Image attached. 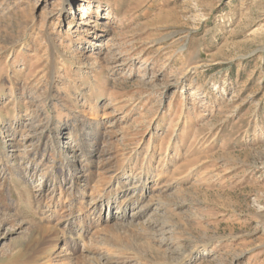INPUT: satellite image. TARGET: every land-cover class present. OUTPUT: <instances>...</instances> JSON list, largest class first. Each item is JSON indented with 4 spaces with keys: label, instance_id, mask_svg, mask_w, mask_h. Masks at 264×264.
I'll return each instance as SVG.
<instances>
[{
    "label": "rangeland",
    "instance_id": "374dc122",
    "mask_svg": "<svg viewBox=\"0 0 264 264\" xmlns=\"http://www.w3.org/2000/svg\"><path fill=\"white\" fill-rule=\"evenodd\" d=\"M0 264H264V0H0Z\"/></svg>",
    "mask_w": 264,
    "mask_h": 264
},
{
    "label": "bare ground",
    "instance_id": "6f19581e",
    "mask_svg": "<svg viewBox=\"0 0 264 264\" xmlns=\"http://www.w3.org/2000/svg\"><path fill=\"white\" fill-rule=\"evenodd\" d=\"M51 97V96H50ZM71 166V165H70ZM70 166H68L67 167V170H68V174L70 175V177L72 178L71 180H73V178H74V176L72 175V173L74 172L73 170L74 169H72V167H70ZM75 168V167H74ZM73 181H71V183H72ZM57 216V215H56ZM59 216V215H58ZM69 215H64V216H62V217H68ZM61 217V216H60ZM41 229V228H40ZM42 236V235H41ZM40 237V236H39ZM39 237H37L36 239H39ZM43 239V238H42ZM36 241H38V240H36Z\"/></svg>",
    "mask_w": 264,
    "mask_h": 264
}]
</instances>
